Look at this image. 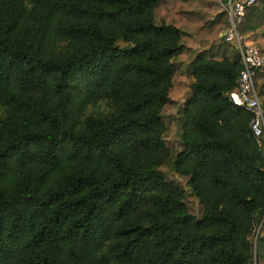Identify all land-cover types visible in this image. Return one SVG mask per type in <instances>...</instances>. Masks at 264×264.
<instances>
[{"label": "trees", "instance_id": "obj_1", "mask_svg": "<svg viewBox=\"0 0 264 264\" xmlns=\"http://www.w3.org/2000/svg\"><path fill=\"white\" fill-rule=\"evenodd\" d=\"M228 27L220 0H0V264H264V136L230 98ZM260 30L264 0L240 26Z\"/></svg>", "mask_w": 264, "mask_h": 264}, {"label": "built area", "instance_id": "obj_2", "mask_svg": "<svg viewBox=\"0 0 264 264\" xmlns=\"http://www.w3.org/2000/svg\"><path fill=\"white\" fill-rule=\"evenodd\" d=\"M260 0H221L222 7L229 17V27L220 39L234 43L241 55L243 69L240 73L237 88L230 94L231 100L251 112L252 130L258 143L264 136V109L256 88V74L264 65V51L261 44L256 42L254 34L244 35L240 26L246 11Z\"/></svg>", "mask_w": 264, "mask_h": 264}, {"label": "rangeland", "instance_id": "obj_3", "mask_svg": "<svg viewBox=\"0 0 264 264\" xmlns=\"http://www.w3.org/2000/svg\"><path fill=\"white\" fill-rule=\"evenodd\" d=\"M256 42H258L259 44H261L262 47H264V45L262 44V42L259 39H256ZM183 103H184V100H182V99H180L179 101H176V102L175 101L171 102L166 106V108L164 110L165 118L167 119L168 122L171 123V126H172V133L167 138V143L172 148V150L174 152L179 151V149H181V147H182L181 134L179 132L180 131L179 128L176 125L175 116L178 112L179 107H181L183 105ZM166 177L168 178V180H173L176 183H178L179 185H182L186 188V199H185V201L188 205L189 211L197 219H200L202 217L203 206H202L200 200L195 195H193V193L191 192L190 189L187 188L188 178L176 176L170 172H166Z\"/></svg>", "mask_w": 264, "mask_h": 264}, {"label": "crops", "instance_id": "obj_4", "mask_svg": "<svg viewBox=\"0 0 264 264\" xmlns=\"http://www.w3.org/2000/svg\"><path fill=\"white\" fill-rule=\"evenodd\" d=\"M221 3V0H220ZM223 32L220 34V37L222 36ZM255 38L259 39L262 44L264 45V30H260L257 34H254Z\"/></svg>", "mask_w": 264, "mask_h": 264}]
</instances>
